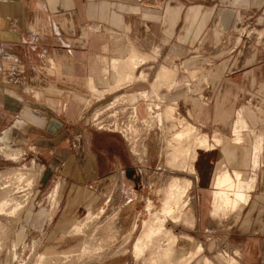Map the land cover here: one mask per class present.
I'll return each mask as SVG.
<instances>
[{
  "label": "crops",
  "instance_id": "obj_1",
  "mask_svg": "<svg viewBox=\"0 0 264 264\" xmlns=\"http://www.w3.org/2000/svg\"><path fill=\"white\" fill-rule=\"evenodd\" d=\"M239 20L261 24L264 32V0H0V141L18 144L47 168L43 186L134 196L150 168L136 163L121 134L97 130L91 120L108 103L124 109L120 118L130 122V109L136 114L141 98L121 104L114 98L154 93L145 79L116 86L112 63L135 54L144 60L133 69L120 66L121 78L150 79L152 64L215 62L223 39L217 67L196 71L195 79L181 72L173 86L161 82L157 95L205 131L209 143L226 136L243 105L247 128L263 139L261 160L243 210L224 224L195 217V224L206 223L204 231H182L180 237L202 240L200 254L217 255L227 247L238 250L240 264H264V36L232 55ZM184 80L195 92L191 96ZM231 165L220 147L198 151L194 190H209L219 168Z\"/></svg>",
  "mask_w": 264,
  "mask_h": 264
},
{
  "label": "rangeland",
  "instance_id": "obj_2",
  "mask_svg": "<svg viewBox=\"0 0 264 264\" xmlns=\"http://www.w3.org/2000/svg\"><path fill=\"white\" fill-rule=\"evenodd\" d=\"M261 28V24L237 21L233 33L239 39L233 46L232 55H236L241 48L242 53L245 52L250 42L263 38L264 32L260 31ZM224 44L223 39L217 44L219 50H216L215 62L187 63L188 67L182 68L175 64H169L166 67L158 63L152 64L154 67L151 70L150 79L143 74L139 78L143 77L146 82H151L154 98L144 93L127 95L123 99L118 96L114 98L115 104H121L123 101L132 103L141 98L136 109L135 123L123 133L126 139L125 145L136 163L146 164L150 168L144 187L137 189L134 196L121 190L106 192L102 197L89 190L78 189L68 192L54 189L49 183L43 186L47 181V168L38 163L30 151L21 150L18 144L7 145L0 141V264H153L152 259L155 264H180V261L184 260L198 244L202 246V240L199 241L192 234H187V239H181L180 236H183L182 231L185 233L192 231L197 234L204 231L206 223L200 226L195 224L194 220L195 217L200 220L210 218L212 186L205 192L195 191V175L185 174L172 164L174 149L168 145L177 126L172 120L165 118L164 111L168 105L172 107L174 105L161 103L157 93L161 82H167L169 87L173 86L180 79L181 72L185 79L186 76L195 79L196 71L201 73L213 69V66L217 67L219 60L224 57V54L219 55L223 52ZM143 60L131 54L126 61L118 62L119 64L115 66L112 64V68L119 73L120 82H118H123L121 80L143 82L142 78L136 79L129 76L121 78L123 69H119L120 66L136 68ZM161 67L165 68L167 73L165 77L159 78L157 74ZM190 67L193 68L189 69ZM184 89L188 96L195 93L191 86L189 87L187 80H184ZM92 96H96L95 92ZM199 96L202 98L201 94ZM150 100H153L152 104H149ZM242 106H237L232 126L238 113L244 120L239 110ZM174 107L177 110V107ZM176 112L180 119L183 118L185 125L193 126L199 134L207 136L205 131L185 118L179 110ZM159 116H161V122L158 121ZM232 126L225 131L226 136L222 138L223 140L218 137L222 142L220 146L212 142L209 143L208 149L220 147L222 151L231 155V168L221 167L219 171L238 170L243 173L244 180L255 179L256 171H251L250 149L255 137L261 134L246 128L245 132L242 131L239 134L238 147H231ZM186 145L184 143V146ZM225 147L231 151L226 150ZM200 150L202 149H195V157ZM236 151L244 157L243 163L237 167ZM189 161H187L188 164L194 167V161H191L192 163ZM175 176L190 179L192 185L183 199L187 203L183 208L180 222L175 224L170 221L165 222L166 229L173 234L174 243L170 241V235L163 232L151 240L149 250L142 256H135L132 250L133 245L142 232V223L148 217L145 206L149 202L153 205V209L159 212L164 198V185ZM69 196H73L72 200ZM235 214L238 213L227 217L230 218ZM228 218L211 219L222 223ZM186 244H189L191 248ZM194 259L192 264H203L205 259L208 260V264H240L238 250L227 247L220 248L217 255L201 253L192 260Z\"/></svg>",
  "mask_w": 264,
  "mask_h": 264
},
{
  "label": "bare ground",
  "instance_id": "obj_3",
  "mask_svg": "<svg viewBox=\"0 0 264 264\" xmlns=\"http://www.w3.org/2000/svg\"><path fill=\"white\" fill-rule=\"evenodd\" d=\"M117 63L118 62H113L112 64L113 66H115ZM166 73L167 70L161 67L158 70L157 77H165ZM139 79L144 80L143 77H140ZM90 88L94 89L92 87ZM90 92L92 93V91ZM174 106L172 107L168 105V107L164 111L165 118L172 120L177 126V129L172 133L171 142L169 143V145L167 144L169 147H173L174 149V153H172V164L177 166L180 171L185 172V174L188 173L189 175L193 176L195 174L194 168L192 164H188L187 161L190 160L189 162H193L195 160V149L207 150L210 146L209 139L205 134H199L198 130L195 127L187 124L185 125L182 120L183 118L181 117L182 119H180L179 115L176 112L178 109L176 110ZM158 121L161 122V116L158 117ZM246 128L247 126L245 121L241 119V116L238 113L232 127L233 137L230 141L232 144L231 147H238V144L240 142L239 134ZM213 142L217 146H220L222 144V142L218 138H214ZM184 143L187 145L184 146ZM262 145V137L256 136L250 149V164L251 171L253 172L256 171L259 167ZM239 152L241 151L239 150ZM171 156L172 155H170V157ZM241 164L242 157L239 156V158L236 160V167L240 166ZM254 183L255 179H250L248 181L244 180L243 173L238 170H233L232 172L228 171L227 169H222L220 171L218 170V173L215 175L212 185L209 217L225 219L228 218L229 215L237 211H241L249 200V193L250 191H252ZM191 185V180L188 178H178L176 176L172 177V179H170V181L167 182L166 185H164V198L163 201L161 200L162 204L160 211L156 212L153 209V205L147 202L145 209L148 217L145 222L143 221L144 223H142V232L135 240L132 249L135 256H142L144 252L149 250L151 240L156 238L163 232H165L164 234L166 235H170V241H172V244L174 243V238L172 237L173 234L170 230L166 229L165 222L170 221L173 224L180 222L181 217L183 216V208L187 203L183 199L186 196ZM71 250L73 251V249ZM201 251L202 246L198 244L196 248L184 258V260L180 261V264L189 263L193 258L199 255ZM166 256L167 255L165 254V257ZM153 260L154 259L151 260V263L155 264V261ZM203 264H208V260L205 259L203 261Z\"/></svg>",
  "mask_w": 264,
  "mask_h": 264
},
{
  "label": "built area",
  "instance_id": "obj_4",
  "mask_svg": "<svg viewBox=\"0 0 264 264\" xmlns=\"http://www.w3.org/2000/svg\"><path fill=\"white\" fill-rule=\"evenodd\" d=\"M60 108H61V111L65 110L66 104H62ZM105 108L106 109L93 112L92 120H91L92 127L97 130H107L110 132H118L125 138V134L123 133L126 130H129L128 127L133 125L136 121L135 112L133 111V109H130V115H131L130 122H124L123 119L120 118L124 114V109L120 110L117 108L113 110V109H110V106L105 107ZM107 111L110 114H108ZM118 128L120 129L117 130Z\"/></svg>",
  "mask_w": 264,
  "mask_h": 264
}]
</instances>
